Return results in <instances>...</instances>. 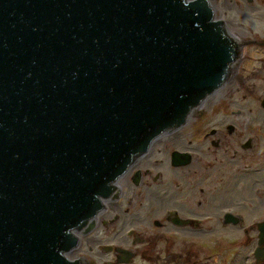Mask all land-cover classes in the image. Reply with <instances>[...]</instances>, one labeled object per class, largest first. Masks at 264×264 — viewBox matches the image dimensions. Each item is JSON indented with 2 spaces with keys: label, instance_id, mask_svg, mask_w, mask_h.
Instances as JSON below:
<instances>
[{
  "label": "water",
  "instance_id": "water-1",
  "mask_svg": "<svg viewBox=\"0 0 264 264\" xmlns=\"http://www.w3.org/2000/svg\"><path fill=\"white\" fill-rule=\"evenodd\" d=\"M237 54L209 0H0V264H73L75 231Z\"/></svg>",
  "mask_w": 264,
  "mask_h": 264
},
{
  "label": "flooded vegetation",
  "instance_id": "flooded-vegetation-1",
  "mask_svg": "<svg viewBox=\"0 0 264 264\" xmlns=\"http://www.w3.org/2000/svg\"><path fill=\"white\" fill-rule=\"evenodd\" d=\"M209 3L237 48L230 72L115 181L93 227L75 231L73 264H264V117L229 109L264 108V0Z\"/></svg>",
  "mask_w": 264,
  "mask_h": 264
},
{
  "label": "rangeland",
  "instance_id": "rangeland-1",
  "mask_svg": "<svg viewBox=\"0 0 264 264\" xmlns=\"http://www.w3.org/2000/svg\"><path fill=\"white\" fill-rule=\"evenodd\" d=\"M217 103V99L214 98L212 99L210 102H207L206 104H204L203 109L204 110H210L212 108V105ZM229 109H233V110H243V111H251L254 112L255 114H253L254 116H263L264 117V108H262L261 104H260V100H246V101H239L237 103H233L230 104V108ZM264 126V125H261ZM216 234H218V236L222 239H225L226 237H229L230 232H225V231H216ZM223 235V236H222ZM219 244H222L221 242ZM225 251L223 252V254H229L231 253V248L229 247H225L224 248ZM234 252L237 251L236 249L233 250ZM241 251V248H238V251L236 252V254L238 252ZM243 260L241 256H237L235 255V259H234V264H242Z\"/></svg>",
  "mask_w": 264,
  "mask_h": 264
}]
</instances>
